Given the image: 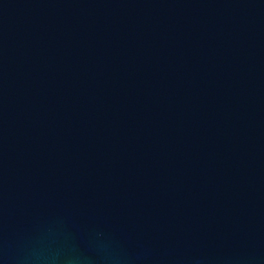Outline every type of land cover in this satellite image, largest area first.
<instances>
[{
    "label": "water",
    "instance_id": "1",
    "mask_svg": "<svg viewBox=\"0 0 264 264\" xmlns=\"http://www.w3.org/2000/svg\"><path fill=\"white\" fill-rule=\"evenodd\" d=\"M0 264H264V0H0Z\"/></svg>",
    "mask_w": 264,
    "mask_h": 264
}]
</instances>
